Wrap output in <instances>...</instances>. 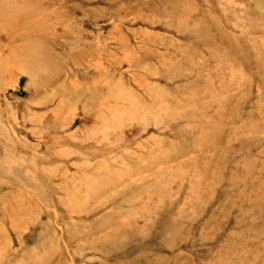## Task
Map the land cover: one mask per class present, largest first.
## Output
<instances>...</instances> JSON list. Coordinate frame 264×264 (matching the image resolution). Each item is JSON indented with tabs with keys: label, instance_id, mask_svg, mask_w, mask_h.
<instances>
[{
	"label": "rangeland",
	"instance_id": "rangeland-1",
	"mask_svg": "<svg viewBox=\"0 0 264 264\" xmlns=\"http://www.w3.org/2000/svg\"><path fill=\"white\" fill-rule=\"evenodd\" d=\"M0 264H264V0H0Z\"/></svg>",
	"mask_w": 264,
	"mask_h": 264
}]
</instances>
